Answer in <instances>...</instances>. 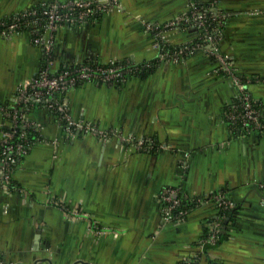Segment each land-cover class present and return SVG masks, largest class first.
I'll return each instance as SVG.
<instances>
[{"label":"crops","instance_id":"obj_1","mask_svg":"<svg viewBox=\"0 0 264 264\" xmlns=\"http://www.w3.org/2000/svg\"><path fill=\"white\" fill-rule=\"evenodd\" d=\"M54 1L0 0V18ZM189 1L120 0L81 25L63 24L53 68L156 59L149 25L187 12ZM194 1L223 10L220 48L251 78L264 119V0ZM169 39L182 47L198 31L177 28ZM184 57L159 59L152 72L124 82L84 81L64 93L73 118L119 135L68 138L58 113L26 110L38 137L13 167L10 187L0 169L2 264H178L198 256L200 264H264V129L231 128L232 82L213 71L204 50ZM45 60L29 32L0 35V133L8 126L2 108L16 103L18 86ZM166 186L198 197L221 189L234 202L205 252L197 243L219 211L203 203L183 220L166 221L158 199Z\"/></svg>","mask_w":264,"mask_h":264},{"label":"built area","instance_id":"obj_2","mask_svg":"<svg viewBox=\"0 0 264 264\" xmlns=\"http://www.w3.org/2000/svg\"><path fill=\"white\" fill-rule=\"evenodd\" d=\"M119 5L120 0H59L41 2L8 18H0L1 36L10 37L18 31L29 32L34 43L40 45L46 54L45 65L38 74L18 86L16 103L2 108L8 122L7 128L2 129L0 133V169L6 187H10L11 174L16 162L27 154L33 144L29 133L30 130L36 132L37 127L27 120L26 110L29 107L44 106L58 113L68 138H75L79 134L107 138L109 135L119 133L118 130H103L91 122L76 120L68 110L67 98L62 96L68 89L84 81L104 84L124 82L129 77L140 74L143 69L141 63L118 59H111L105 63L87 60L63 64L56 70L53 68L56 32L63 24L81 25L109 9L118 8ZM224 21L225 14L218 4L213 2L200 4L190 0L187 12L164 23L149 25L153 47L157 50L156 59L184 60L185 54H193L196 50H204L212 55L213 71L228 78L235 88V100L226 111L229 126L245 133L262 130L264 129L263 108L248 88L251 78L241 75L234 61L220 48ZM177 28H196L198 39L182 47L173 44L169 35ZM121 139L131 146L134 144L131 138L122 136ZM52 142L56 144L58 140ZM147 145L153 148L156 146L152 140L148 141ZM259 186L264 190V181L260 182ZM179 194L181 197L193 200L194 205L188 207L182 205ZM158 199L162 204L164 218L169 222L185 219L193 207L203 203H212L219 211V217L207 225L197 243L201 252H205L209 245L218 242L223 219L227 217L225 211L235 205L221 191L198 197L190 196L174 186L164 187ZM59 205H62L61 202ZM73 211L77 212V210ZM178 264H200L199 256L184 258Z\"/></svg>","mask_w":264,"mask_h":264},{"label":"trees","instance_id":"obj_3","mask_svg":"<svg viewBox=\"0 0 264 264\" xmlns=\"http://www.w3.org/2000/svg\"><path fill=\"white\" fill-rule=\"evenodd\" d=\"M157 62H158L157 59H153V60H150V61H147V62H143V63H141L140 66H141V68H143V69H142V71L140 72V74H138V75H145V74H148V73L152 72V71L154 70L155 66L157 65V64H156ZM230 106H231V105H230ZM230 106H229V107H230ZM29 135H30L31 143H33V141L35 140L34 138L38 137V136H35V135H36V132H34V131H32V130H30ZM219 191L222 192L221 189H220ZM214 192H216V191H214ZM223 193H224V191H223ZM179 197L182 198V205H184L185 207H188V206L194 205L193 200H190V198L181 197L180 194H179ZM182 205H181V207H182ZM235 209H236V208H234V209L232 208L231 211H230V210H226V211H225V212H226V216H228L229 213H234V210H235ZM231 216H232V215H231ZM224 219H225V218H224ZM224 219H223V220H224ZM205 230H206V229H205ZM207 230H208V228H207ZM221 234H222V233H221Z\"/></svg>","mask_w":264,"mask_h":264}]
</instances>
